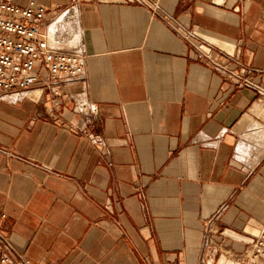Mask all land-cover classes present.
I'll return each mask as SVG.
<instances>
[{"label":"crops","instance_id":"0c3cea01","mask_svg":"<svg viewBox=\"0 0 264 264\" xmlns=\"http://www.w3.org/2000/svg\"><path fill=\"white\" fill-rule=\"evenodd\" d=\"M11 1L71 8L53 28L88 58L61 96H0V236L25 264H264L243 85L264 89V0Z\"/></svg>","mask_w":264,"mask_h":264},{"label":"built area","instance_id":"2783aa9c","mask_svg":"<svg viewBox=\"0 0 264 264\" xmlns=\"http://www.w3.org/2000/svg\"><path fill=\"white\" fill-rule=\"evenodd\" d=\"M20 7L0 0V96L52 91L61 96L63 87L85 75L87 56L74 29L54 30L59 22L75 20L71 8L54 11L31 1ZM245 87L264 97L261 86L245 80ZM264 235L256 245L263 251ZM0 264H25L26 260L0 236ZM16 257V259L14 258Z\"/></svg>","mask_w":264,"mask_h":264}]
</instances>
